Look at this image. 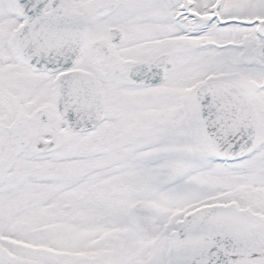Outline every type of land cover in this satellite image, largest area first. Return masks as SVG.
<instances>
[{"label": "snow or ice", "instance_id": "snow-or-ice-1", "mask_svg": "<svg viewBox=\"0 0 264 264\" xmlns=\"http://www.w3.org/2000/svg\"><path fill=\"white\" fill-rule=\"evenodd\" d=\"M0 264H264V0H0Z\"/></svg>", "mask_w": 264, "mask_h": 264}]
</instances>
